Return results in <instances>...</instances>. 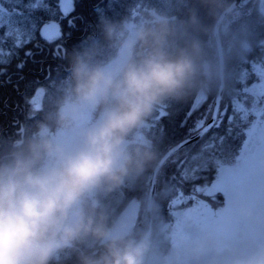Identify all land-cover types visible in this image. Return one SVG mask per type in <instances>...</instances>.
<instances>
[{
    "label": "trees",
    "instance_id": "16d2710c",
    "mask_svg": "<svg viewBox=\"0 0 264 264\" xmlns=\"http://www.w3.org/2000/svg\"><path fill=\"white\" fill-rule=\"evenodd\" d=\"M233 1L120 0V8L115 14L95 18L79 34L76 43L60 50L57 62L51 61L47 47L43 53L37 52L36 61L47 60L43 65L45 69L52 64V79L38 90L26 113L11 126L12 117L16 115V96L11 86L0 87V158L25 148L42 129L53 133L61 126L62 107L76 100L74 67L78 62L108 66L117 58L133 26L154 25L157 17L166 18L170 29L167 51L172 56H188L193 63V72L183 88L155 105L143 122L128 134L130 150L147 149L154 154V160L142 172L128 175L120 185L98 188L87 197V209L91 212L95 205V213L102 214L107 228L116 222L132 200H137L140 204L138 217L132 230L124 236L138 241L147 229L146 201L151 173L163 154L187 134V128H177L173 139V129L169 128V135L165 134L158 126V117L166 111L176 118L186 109L195 107L197 116L204 117V125L209 121L219 87L213 27L220 13ZM261 4L264 6V0H250L233 10L220 26L225 67L218 118L206 135L175 152L158 172L152 208L153 226L144 243L145 257L158 256L169 249L170 243L163 238L160 228L171 224L175 210L190 207L199 199L213 207L222 204V193L205 195L202 190L213 182L221 166L236 161L254 118L258 113L264 116V91L258 90L256 84L260 76H264V59L252 63L260 56L258 41L264 39ZM21 10L17 0H0V17L5 21ZM142 52L137 45L133 54L139 57ZM40 68L39 63L29 61L26 71L40 77ZM191 124L192 120L189 121ZM193 155L195 159H192ZM177 160L187 163L181 168L175 163ZM173 174L176 179H172ZM103 251V242L89 236L60 250L51 264H82L84 256L99 257Z\"/></svg>",
    "mask_w": 264,
    "mask_h": 264
},
{
    "label": "clouds",
    "instance_id": "9594fccd",
    "mask_svg": "<svg viewBox=\"0 0 264 264\" xmlns=\"http://www.w3.org/2000/svg\"><path fill=\"white\" fill-rule=\"evenodd\" d=\"M166 18L133 26L123 55L110 66L74 67L76 100L61 109L64 122L99 109V117L65 145L42 129L25 148L0 158V264H51L72 242L89 236L103 242L99 257L82 264H144L145 245L114 235L101 215L87 209L96 189L118 186L154 160L147 149L130 150L129 132L163 99L184 87L192 60L167 51ZM143 50L137 57L134 49ZM224 264H264V248Z\"/></svg>",
    "mask_w": 264,
    "mask_h": 264
},
{
    "label": "rangeland",
    "instance_id": "374dc122",
    "mask_svg": "<svg viewBox=\"0 0 264 264\" xmlns=\"http://www.w3.org/2000/svg\"><path fill=\"white\" fill-rule=\"evenodd\" d=\"M122 55L123 45L108 66ZM256 84L258 90L264 91V76ZM72 103L75 101L67 102L62 108ZM98 117V109L73 115L48 134L73 146L78 143L82 130ZM202 191L205 195L222 193V204L213 207L199 199L190 207L175 210L171 224L160 228L163 238L170 243L169 249L158 256H144V264H224L230 257L245 256L264 248V116L258 113L254 118L236 161L221 166L213 182ZM139 209L138 201L132 200L108 229L114 235L128 234Z\"/></svg>",
    "mask_w": 264,
    "mask_h": 264
},
{
    "label": "snow or ice",
    "instance_id": "6c2138e0",
    "mask_svg": "<svg viewBox=\"0 0 264 264\" xmlns=\"http://www.w3.org/2000/svg\"><path fill=\"white\" fill-rule=\"evenodd\" d=\"M25 5L27 7H23ZM17 7L22 10L7 21L0 17V87L11 86L16 96V115L9 126L16 124L29 104L34 102L38 90L52 79V64L49 63L45 69L43 65L47 60L36 61L37 52L43 53L47 47L51 61L57 62L62 48L76 43L81 36L79 34L98 16L115 14L120 8V0H17ZM257 48L260 56L252 63L264 59V39L258 41ZM29 61L40 64V77L26 71ZM245 83L249 82L245 80ZM158 126L167 135L172 128L173 139L175 129L187 128V134L177 140L178 151L192 143L193 132L206 135L211 130L204 127V117L197 116L195 107L186 109L176 118L166 111L162 112L158 117ZM192 159H195L194 155ZM175 163L183 168L187 161L177 160ZM172 179H176L174 174Z\"/></svg>",
    "mask_w": 264,
    "mask_h": 264
},
{
    "label": "water",
    "instance_id": "95a60500",
    "mask_svg": "<svg viewBox=\"0 0 264 264\" xmlns=\"http://www.w3.org/2000/svg\"><path fill=\"white\" fill-rule=\"evenodd\" d=\"M250 0H234L228 7H226L217 18L214 27H213V39L216 46L217 54H218V77H219V87H218V93L216 95V98L214 100L213 105V112L209 119V121L204 125L205 128H212L213 124L215 125L218 114H219V108H220V102L223 95V89H224V67H225V61H224V50L222 46V40L220 36V26L224 19L235 9L239 8L242 5H246ZM201 95V93H200ZM203 135L200 133L195 132L192 134V143L199 140ZM178 145H174L171 148H169L163 156L160 158V160L155 165L151 176H150V186H149V192L147 196L146 201V216H147V229L145 234L137 241L142 242L143 244L147 241V239L151 235L152 226H153V217H152V208H153V198L155 193V182H156V176L158 172L160 171L163 164L166 162L167 159H169L175 152H177ZM181 149V148H180Z\"/></svg>",
    "mask_w": 264,
    "mask_h": 264
}]
</instances>
